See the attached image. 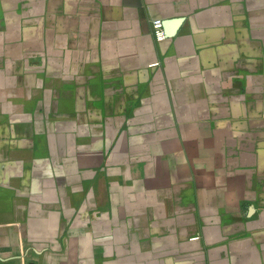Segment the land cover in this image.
Masks as SVG:
<instances>
[{
	"label": "crops",
	"instance_id": "obj_1",
	"mask_svg": "<svg viewBox=\"0 0 264 264\" xmlns=\"http://www.w3.org/2000/svg\"><path fill=\"white\" fill-rule=\"evenodd\" d=\"M0 264H264V0H0Z\"/></svg>",
	"mask_w": 264,
	"mask_h": 264
},
{
	"label": "water",
	"instance_id": "obj_2",
	"mask_svg": "<svg viewBox=\"0 0 264 264\" xmlns=\"http://www.w3.org/2000/svg\"><path fill=\"white\" fill-rule=\"evenodd\" d=\"M180 21H181L180 17H174V18L162 20V25L165 35L166 36L172 35Z\"/></svg>",
	"mask_w": 264,
	"mask_h": 264
},
{
	"label": "built area",
	"instance_id": "obj_3",
	"mask_svg": "<svg viewBox=\"0 0 264 264\" xmlns=\"http://www.w3.org/2000/svg\"><path fill=\"white\" fill-rule=\"evenodd\" d=\"M151 26H152L153 34L156 39L161 40L166 37L164 29H163V25H162V20L160 18L152 19Z\"/></svg>",
	"mask_w": 264,
	"mask_h": 264
}]
</instances>
